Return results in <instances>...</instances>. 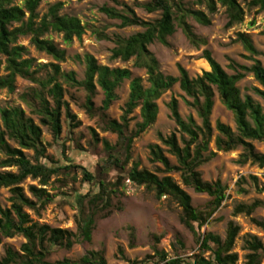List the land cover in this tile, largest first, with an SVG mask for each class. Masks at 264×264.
<instances>
[{
	"label": "trees",
	"instance_id": "trees-1",
	"mask_svg": "<svg viewBox=\"0 0 264 264\" xmlns=\"http://www.w3.org/2000/svg\"><path fill=\"white\" fill-rule=\"evenodd\" d=\"M41 1L24 0L23 4L18 6L14 4V0H0V72L1 70L4 72L0 75V90L12 93L17 77L30 82L33 86L20 94L19 100L39 122V125L35 124L21 108L0 109L2 126L0 188H7L10 194L9 208L0 207V242L3 238L15 235H20L25 240L19 252L7 248L4 256L0 258V264H106L102 255L95 251H88L77 261L64 259L50 263L45 259L55 249L68 250L75 243L90 242L96 220L106 218L112 213L111 197L116 192L119 176H116L114 181H109L108 173L112 170L124 172L133 139L154 123L158 113L156 101L176 84L189 99L185 104L195 112L199 124L191 116L182 119L178 113L176 100L171 99L168 108L176 129L168 137H160V141L167 148L166 152L175 158L176 165H170L158 145L149 146L150 162L160 164L166 173L180 172V182L195 193L207 195L209 201L203 207L194 208L189 195L169 176L158 177L145 169H138L136 163L132 165L126 173L127 179L137 186L143 185L152 189L156 198L168 196L173 199L182 210V222L197 236L196 254L182 259L178 256L169 257L164 252H156L154 264H236L237 256L232 252V248L239 232L237 225L232 222L227 224L223 240L212 233L197 234L194 231V224L197 229H201L225 199V187L218 181L214 183L202 181L198 168L214 156V153L208 150L212 140L218 152L241 149L238 159L240 164L249 161L258 167H264V154L256 152L252 145V141L264 143V113L250 95L241 96L237 87L244 73H250L261 87V89L253 87L251 91L264 101V55L263 63L252 59L258 55L256 49L247 35L237 33L236 40L248 54L247 58L252 59L253 65L232 66L234 73L227 74L212 58L211 53L204 50L202 58L208 63V71H203L195 78H189L187 72L178 67L177 77L164 76L159 72L158 62L148 50V46L154 41L166 45V38L174 33V22L191 44L204 43L185 22V18L191 16L197 23L209 25L202 12L184 8L177 0H150L142 3L135 0L134 6L142 8L147 13H160L159 19L148 22L138 19L133 9L125 4L120 10L102 7L100 11L109 19L119 21V28L134 26L142 29L126 38L115 36L110 39L99 29L82 25L76 17L59 16L61 3L51 5L47 13L40 18L36 10ZM195 1L203 2L209 13L215 12L214 0ZM217 2L225 9L226 27L242 22L244 11L237 0ZM250 5L264 10V0H250ZM88 28L97 39L113 43L110 56L112 60L126 62L133 58L134 66L145 70L147 86L142 85L140 78H132L128 69L99 65L88 54L75 57L84 64L83 80H76L73 71L61 70L60 63L65 60V51L57 48L51 40L44 38V35L50 31L61 34L63 42L69 44L73 39L80 40ZM21 37H28L35 50L49 56L53 63L34 66L33 59L24 57L26 49L17 44ZM125 80H129L127 102L123 105L119 120L110 119L106 112L117 99L116 90ZM96 87L102 93L101 105L98 108H95L93 103ZM66 88H81L85 93L83 108L87 115L98 117L101 129L117 137L114 145L100 140L104 158L96 166V175L70 161H67V165L53 166L46 158L40 126L47 127L53 138L57 139L61 133L62 112L71 129L79 125L67 102L64 101ZM214 94H217L221 105L232 113L234 131L220 122L212 128L209 117ZM135 109L139 110L140 122L136 123L134 131L129 132V116ZM91 133L93 143L97 144L99 139L96 133L93 130ZM24 150L33 153L32 159L24 155ZM6 168H15L16 171L3 170ZM77 171L81 174L83 182L96 184L97 192L79 195L76 198L78 206L76 232L32 222L25 209L37 212L53 198L43 187L59 174L66 176ZM25 178L37 180L40 186L29 187L33 199L26 197L20 186ZM252 179L256 180L254 177ZM85 200L87 212L84 207ZM259 207H264L260 201H254L249 205L239 204L234 207L233 214L251 216ZM250 221L264 232V222L252 217ZM243 248L247 251L244 264H260L264 261V246L256 237L246 236L243 239ZM204 253H209L207 258L203 256ZM149 259L153 257L129 264H145Z\"/></svg>",
	"mask_w": 264,
	"mask_h": 264
},
{
	"label": "rangeland",
	"instance_id": "rangeland-1",
	"mask_svg": "<svg viewBox=\"0 0 264 264\" xmlns=\"http://www.w3.org/2000/svg\"><path fill=\"white\" fill-rule=\"evenodd\" d=\"M24 0H14V4L21 6ZM150 0H137V3L148 2ZM215 1V12L209 13L203 2L197 3L195 0H177L184 8L202 12L209 21V25L197 23L191 16L185 18V22L190 26L192 32L204 43L193 45L184 36L182 30L174 22V33L166 38V45L154 41L148 46V50L154 55L158 62V69L164 76H178V67H182L189 78H195L203 71H208V63L202 58V52L208 50L212 58L222 67L227 74H233L232 66L242 65L249 67L253 65L252 59L263 63L264 55V10L250 5V0H237L244 11L242 22L226 27L227 17L224 7ZM61 3L58 12L59 16L76 17L80 23L86 27L99 29L104 35L113 39L115 36L128 37L134 33L142 31L139 27L119 28V21L109 19L100 11L102 7H111L117 10L122 9L125 4L131 7L138 19L153 22L160 17L159 12L147 13L142 8L134 6L135 0H42L36 10L41 18L47 13L48 8ZM237 33L247 35L256 49L258 55L252 59L247 58L240 42L236 40ZM44 38L49 39L53 44L65 51V60L60 63L63 71H73L78 81L84 78V64L75 59L85 54L91 55L99 65L109 68L128 69L131 77H138L142 80V85L147 86L146 73L142 68L134 66V59L126 62L119 59L112 60L111 49L113 43L108 40H99L88 28L84 31L80 40L73 39L66 44L62 40L61 34L48 32ZM18 45L26 49L25 58L33 59L35 65L53 63V60L42 52H38L29 43L28 37H21L17 41ZM4 72L1 70L0 75ZM129 80L122 82L116 90L117 99L107 110L108 118L119 120L122 108L128 97ZM33 85L19 77L15 79V89L12 93L0 90V109L21 108L27 117L32 118L35 124L39 125L38 118L30 114L27 107L19 100L20 94ZM241 96L250 95L254 102H257L264 113V101L253 94L251 89H261L259 84L248 72L237 83ZM84 91L81 88H66L64 101L67 102L70 112L75 116V121L79 123L76 128L71 129L63 112L61 116V133L54 139L47 127L40 126L42 134L41 141L45 146L46 158L53 163V166L67 165L68 162L81 166L92 174L96 175V166L104 158L102 143L107 141L114 145L117 141L115 134L105 132L101 129L98 117H90L83 108ZM171 99L177 102V109L180 117L186 119L191 116L197 124L199 119L195 112L190 109L185 101L189 100L174 85L169 91L163 94L157 101L158 113L154 123L144 132L133 139L130 145L129 158L124 167V172L119 173L114 170L108 173L107 180L114 181L119 176V182L115 194L111 197L112 213L106 218H98L95 228L91 234L90 242L75 243L70 249L59 248L52 251L45 259L47 262L61 261L64 259L77 261L88 251H95L102 255L106 264H129L130 262H141L147 257L145 264H154L155 253L164 252L169 257L178 256L186 259L198 252L197 236L194 235L182 222V210L179 205L170 197L163 196L156 198L152 189L145 186H137L127 179L126 173L134 163L138 169H145L156 174L158 177L169 176L180 188L190 197L191 205L194 208L203 207L209 197L205 194L195 193L191 188L182 184L180 172L171 171L166 173L158 163L150 162L149 146L158 145L167 157L170 165L175 166V158L169 155L167 148L162 145L160 137L166 138L175 131L176 126L170 118L168 103ZM102 93L96 87V95L93 99L94 107L101 105ZM128 131L136 129V123L140 122L139 110L135 109L129 116ZM210 124L214 128L217 122L227 125L232 131L235 130L233 115L227 111L219 102L217 94H214L213 107L209 117ZM0 130L2 126L0 123ZM93 130L98 137V143H93ZM178 136V134H176ZM215 136V133H213ZM213 140L208 146V150L214 156L203 163L198 171L202 181L208 183L220 182L225 187V199L219 209L211 216L208 222L197 229L194 224L195 233H212L224 239L226 227L229 222L239 227V232L234 242L232 252L237 256L236 264H244L247 251L243 248V239L246 236L256 237L264 246V232L255 226L250 218H255L264 222V207L255 209L251 216L244 214H233V209L239 204L249 205L254 201L264 204V167H258L247 161L244 164L238 162L241 149L229 152H218L215 150ZM12 146L13 143L10 142ZM254 150L264 154V143L252 141ZM24 155L30 159L33 157L31 151H23ZM15 172V168L3 169ZM254 177L256 180L252 179ZM26 197L33 199L29 193V187L39 188L37 180L25 178L20 184ZM53 198L42 209L33 211L25 209L32 222L48 225L51 228H59L76 232V220L78 217V206L76 198L79 195L96 193L95 183H86L81 179V174L70 172L66 176L63 174L53 177L48 185L43 187ZM10 194L7 188H0V207L9 208ZM85 211L87 203L84 201ZM25 240L20 235L11 238H3L0 242V258L4 256L5 250L10 248L15 252L20 251ZM209 253H204L207 258ZM260 264H264L262 261Z\"/></svg>",
	"mask_w": 264,
	"mask_h": 264
}]
</instances>
